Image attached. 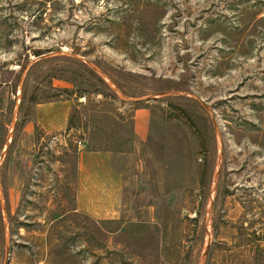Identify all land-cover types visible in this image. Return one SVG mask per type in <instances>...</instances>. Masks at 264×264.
<instances>
[{
	"label": "rangeland",
	"instance_id": "1",
	"mask_svg": "<svg viewBox=\"0 0 264 264\" xmlns=\"http://www.w3.org/2000/svg\"><path fill=\"white\" fill-rule=\"evenodd\" d=\"M84 149L112 156L114 220L76 210ZM7 257L264 264V0H0Z\"/></svg>",
	"mask_w": 264,
	"mask_h": 264
},
{
	"label": "crops",
	"instance_id": "2",
	"mask_svg": "<svg viewBox=\"0 0 264 264\" xmlns=\"http://www.w3.org/2000/svg\"><path fill=\"white\" fill-rule=\"evenodd\" d=\"M53 107L65 106L59 104ZM48 109V107H43ZM42 118L47 117L43 127L50 129V132L58 130L67 133L68 112L62 115L43 111ZM39 114V112H38ZM58 116V119L54 117ZM141 112L136 114V128L141 130ZM54 123L46 126L50 120ZM44 121V119L42 120ZM76 193H77V212H82L95 220H114L119 213L121 181L118 173L112 167V156L108 152H96L92 150H82L79 153L77 162Z\"/></svg>",
	"mask_w": 264,
	"mask_h": 264
},
{
	"label": "water",
	"instance_id": "3",
	"mask_svg": "<svg viewBox=\"0 0 264 264\" xmlns=\"http://www.w3.org/2000/svg\"><path fill=\"white\" fill-rule=\"evenodd\" d=\"M216 177H217V176H216ZM9 260H10V259H8V257H7V260H6V263H5V264H8V263H9Z\"/></svg>",
	"mask_w": 264,
	"mask_h": 264
},
{
	"label": "built area",
	"instance_id": "4",
	"mask_svg": "<svg viewBox=\"0 0 264 264\" xmlns=\"http://www.w3.org/2000/svg\"><path fill=\"white\" fill-rule=\"evenodd\" d=\"M78 146H81V142L78 143Z\"/></svg>",
	"mask_w": 264,
	"mask_h": 264
}]
</instances>
